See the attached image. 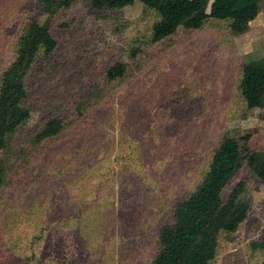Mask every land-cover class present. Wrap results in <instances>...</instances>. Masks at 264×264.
Listing matches in <instances>:
<instances>
[{
	"label": "rangeland",
	"instance_id": "rangeland-1",
	"mask_svg": "<svg viewBox=\"0 0 264 264\" xmlns=\"http://www.w3.org/2000/svg\"><path fill=\"white\" fill-rule=\"evenodd\" d=\"M31 17L29 35L48 29L57 44L27 75L29 116L0 187V264H149L158 227L227 131L241 137L240 169L222 198L244 181L250 207L209 264H262L251 244L264 241V184L249 165L264 158V110L246 109L238 84L241 67L264 57V9L241 34L208 21L153 42L156 16L140 3L97 11L73 0L50 16L41 0H0V72ZM117 61L125 75L105 81ZM50 118L62 132L32 143Z\"/></svg>",
	"mask_w": 264,
	"mask_h": 264
},
{
	"label": "trees",
	"instance_id": "trees-1",
	"mask_svg": "<svg viewBox=\"0 0 264 264\" xmlns=\"http://www.w3.org/2000/svg\"><path fill=\"white\" fill-rule=\"evenodd\" d=\"M87 1L88 6L97 11H116L135 3L142 4L156 16L151 26L153 42L167 39L179 30H199L208 21L227 22L233 35L241 34L264 9V0ZM72 3L73 0H41V10L55 16ZM36 24L35 17L25 23L15 39L13 61L0 72V187L6 181L15 133L29 116L24 106L28 72L40 54L49 55L57 44L48 29L41 38H32L28 32ZM136 51V48L131 49L130 56ZM126 71L127 65L117 61L105 69V81L118 80ZM238 92L246 109L264 110V57L250 60L241 67ZM62 130V121L50 118L32 143L54 139ZM239 138L228 131L222 135L199 182L188 195L175 202L170 219L158 227L149 264H209L217 254L222 237L235 233L245 220L250 201L245 198L244 181L235 185L226 201L222 198L224 188L240 169ZM249 172L254 180L264 184V158L255 157ZM251 248L264 250V241L252 243Z\"/></svg>",
	"mask_w": 264,
	"mask_h": 264
}]
</instances>
